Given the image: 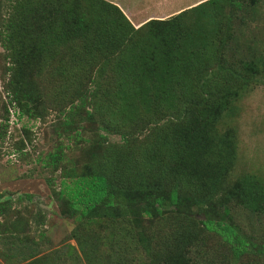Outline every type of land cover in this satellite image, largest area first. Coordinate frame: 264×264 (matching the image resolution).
I'll return each mask as SVG.
<instances>
[{
  "label": "trees",
  "instance_id": "1",
  "mask_svg": "<svg viewBox=\"0 0 264 264\" xmlns=\"http://www.w3.org/2000/svg\"><path fill=\"white\" fill-rule=\"evenodd\" d=\"M220 1L204 0L169 19L151 18L135 27L106 0H5L0 43L8 103L18 117H43L29 71L35 59L47 56L46 69L59 77V92L54 94V86L49 95L58 105L63 133L57 130L62 139L42 160L60 172L57 195L67 200L79 229L120 216L156 224L171 214L184 222L170 234L174 242L166 252L148 248L152 237L144 227L138 232L149 264H188L189 244L203 232L219 237L234 258L257 246L234 224L231 210L233 204L260 209L264 189L239 179L227 182L234 139L217 125L221 111L231 109L238 95L234 87L246 88L264 77V57L238 64L224 57L216 36L202 47L188 48L179 40V21L190 9L200 12ZM226 1L233 9L245 2ZM50 40L59 46L49 45ZM8 110L0 140L8 131ZM90 118L118 134L121 143L111 145L102 134L101 139L85 137L83 124ZM21 131L29 139L30 129ZM84 142L91 145L82 167L68 156ZM57 257L42 254L24 264H58Z\"/></svg>",
  "mask_w": 264,
  "mask_h": 264
},
{
  "label": "rangeland",
  "instance_id": "2",
  "mask_svg": "<svg viewBox=\"0 0 264 264\" xmlns=\"http://www.w3.org/2000/svg\"><path fill=\"white\" fill-rule=\"evenodd\" d=\"M106 1L116 4L139 27L151 18L169 19L181 9L195 7L204 0ZM5 4V0H0V29L6 19ZM201 10H187L188 14L179 21L180 43L202 47L216 36V46L226 59L241 63L264 57V0H257L255 4L245 0L234 9L226 0H221L213 6L203 5ZM214 23H218L217 29L212 27ZM50 43L59 46V42L50 40ZM45 58L35 59L29 71L32 80L29 86L38 89L36 92L43 99L39 96L37 112L44 115L18 117L17 109L8 103L5 93L7 62L0 43V124L7 116L5 107L9 109L8 131L5 139L0 140V264H24L48 253L61 256L60 262L58 257L55 259L58 264H149V250L146 253L138 232L144 227L152 237L148 248L166 252L174 242L170 244V234L177 233L184 224L181 219L169 214L166 220L153 224L143 218L129 222L121 216L108 217L104 222L93 220L79 229L78 220L68 214L67 200L57 195L61 188L60 172H52L42 158L54 151L62 139L57 131L61 130L58 105L55 97L49 95L54 86V94L59 92V77L55 79L56 75L46 69ZM39 63L43 65L42 70ZM234 88L238 95L233 98L231 109L221 111L217 125L221 132L229 129L234 139L235 155L227 182L239 179L264 189V77L246 88L240 85ZM22 126L30 129L29 139L21 131ZM83 127L87 138L101 139L98 135L102 134L111 145L121 143L118 134L107 133L91 118ZM22 139L23 149L17 151ZM90 145L84 142L81 148L70 151L68 157L83 167L88 161L85 151ZM49 178L54 179L52 184ZM231 214L241 233L257 246L234 258L219 237L208 232L198 233L189 244L186 263L264 264V248H260L264 244V203L258 210L254 206L233 204Z\"/></svg>",
  "mask_w": 264,
  "mask_h": 264
}]
</instances>
